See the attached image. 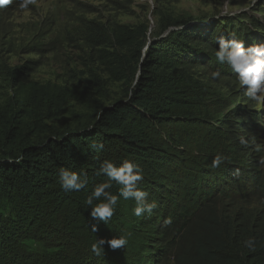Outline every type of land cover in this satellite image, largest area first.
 I'll list each match as a JSON object with an SVG mask.
<instances>
[{
  "label": "rangeland",
  "instance_id": "1",
  "mask_svg": "<svg viewBox=\"0 0 264 264\" xmlns=\"http://www.w3.org/2000/svg\"><path fill=\"white\" fill-rule=\"evenodd\" d=\"M160 17L182 23L156 36ZM118 25L135 28L136 32L147 25L148 43H162L158 47L162 61L186 59L184 69L191 76L186 84L188 119L178 127L149 126L153 133L160 134L162 141L166 139L169 152L166 159L154 161L158 168L153 170L152 164L147 173L143 172L140 182L148 193L147 199L155 200L158 207L151 216L136 217L135 202L125 200L131 201V211L122 224L109 229L122 233L128 244L119 248L116 256L105 243L103 256L90 262L161 264L162 254L169 252L170 240L176 236L172 222L165 221H172L174 212L179 213L186 206L188 213L196 205L211 202L206 187L218 190L220 182L227 184V191L216 198L218 212L225 216L259 217L264 213V198L250 194L257 189L252 174L240 172L241 166L252 162V168L264 174V98L254 101L246 97L237 75L215 58L220 37L234 35L246 48L264 44V0H35L27 9H21L19 0H13L0 8V107L14 105L12 100L19 99L24 91L20 85L33 84L34 88H41L39 93L72 87L77 99L32 96L23 98L18 107L20 117L23 115L27 122L34 121L36 113H42L47 117L46 126L72 129L75 118L96 117L115 100L132 99L138 90L137 69L141 62V58L136 61V51L118 53L127 58L123 69L110 70L107 65L109 53H115L107 45L112 44L111 33ZM213 71H219L220 77L211 78ZM52 99L58 100L57 107L51 105ZM146 129L145 132L150 131ZM171 135L175 139L167 141ZM241 136L248 140L247 146L240 143ZM217 154L228 159L216 170L212 161ZM231 169L235 171L233 180L225 182L221 174L227 177ZM196 189L199 198L190 208L192 191ZM245 191H249L248 197H243ZM124 203L123 198L118 202L117 215ZM93 225H97V219ZM106 233L108 237L104 239H111L112 233ZM95 236L102 239L101 235ZM40 243L43 244L28 245L32 250H42ZM106 256L109 260L103 259Z\"/></svg>",
  "mask_w": 264,
  "mask_h": 264
},
{
  "label": "trees",
  "instance_id": "2",
  "mask_svg": "<svg viewBox=\"0 0 264 264\" xmlns=\"http://www.w3.org/2000/svg\"><path fill=\"white\" fill-rule=\"evenodd\" d=\"M181 23L167 22L160 17L159 33L155 35L159 36L167 28ZM147 30V25L138 32L135 28L118 25L111 33L112 44L107 45L115 50V53H109L107 65L110 70L124 68L127 58L118 55L121 50L136 51L137 63L141 58L137 69L138 90L132 99L115 100L111 106L104 107L99 116L75 118L76 125L72 129L46 126L44 120L47 117L36 113L35 108L37 116L33 117L34 121L27 122L23 115L20 117L21 108H18L23 98L32 96L33 99L45 96L77 99L72 87L39 93L41 88H34L33 84L20 85L24 91L19 99L12 100L14 105L9 104L11 109L0 107V264H93L90 261L99 258L91 251L97 240L95 235H101L102 239L108 237L106 232L112 233L111 238L122 235L109 228L122 224L131 211V201L126 202L125 199L120 215L116 210L107 224L97 219V230H91L95 219L85 200L95 186L107 179L96 175L100 164L111 160L119 165L124 159H130L145 173L152 164L155 170L159 165L154 161L165 158L169 152L165 146L166 139L162 141L160 134L153 133L151 128L166 124L178 127L188 119L186 84L191 76L184 69L186 59L179 57L162 61V50L158 48L162 43L149 44ZM145 44L146 50L142 53ZM52 104L57 107L58 100L52 99ZM145 127L150 131L145 132ZM174 139L171 135L167 141ZM97 142L103 144V149L93 147ZM251 163L241 166L240 172L251 173L255 180L257 189L250 194L264 198V178L258 169L252 168ZM61 167L84 172L88 178L86 188L79 192L64 191L58 178ZM228 172L227 177L225 174L221 177L230 183L235 171L231 169ZM213 187H206L207 198L212 197L211 202L196 205L188 213L187 206L179 213L174 212V221L172 219L171 222L176 236L170 240L169 252L162 254L161 264H264V213L259 217L221 214L216 198L227 191V184L220 182L218 190ZM118 189L119 185L113 182L111 191L117 194ZM197 191H192L194 196L190 200V208L199 198ZM248 196V193L243 194V197ZM183 199L186 200L185 197ZM249 237L256 240L255 251L244 246ZM28 242H43L40 243L43 249L32 250ZM114 253L118 256L119 250H114ZM103 259L109 260L107 256ZM99 262L102 261L97 264Z\"/></svg>",
  "mask_w": 264,
  "mask_h": 264
},
{
  "label": "clouds",
  "instance_id": "3",
  "mask_svg": "<svg viewBox=\"0 0 264 264\" xmlns=\"http://www.w3.org/2000/svg\"><path fill=\"white\" fill-rule=\"evenodd\" d=\"M35 0H19V7L27 9ZM13 3V0H0V8ZM215 58L219 64L228 65L232 72L238 77L241 88L244 89L246 97L251 100H260L264 98V44H253L245 47L242 40L237 39L234 35L228 38L220 37L218 39V49L215 51ZM219 71H213L211 78L220 77ZM240 143L248 145V140L243 136L240 137ZM94 148L103 149L102 143L93 144ZM223 154H217L212 161V168H219L227 161ZM261 174V172H259ZM97 176H105L107 179L99 183L91 194L85 200V204L91 207V216L94 219L104 222L105 224L115 214L118 200L122 197L125 200L135 202L133 215L143 217L145 214L151 216L153 210L158 207L155 200L147 199L148 193L143 190L140 182L144 179L143 169L130 159H124L119 165L111 160H104L96 172ZM264 178V174L262 173ZM60 187L66 192H79L88 185V178L84 172H76L61 167L58 172ZM113 182L119 185L118 193L114 194L111 190ZM251 191V189L249 190ZM245 191L243 193H249ZM94 201L98 203L94 204ZM165 223H171L170 218ZM95 232L96 226L92 229ZM107 243L112 249L125 248L128 239L121 236H114L109 240L98 239L91 246V251L100 256L104 253L103 245ZM244 246L250 251H255L256 240L249 237L244 241Z\"/></svg>",
  "mask_w": 264,
  "mask_h": 264
}]
</instances>
